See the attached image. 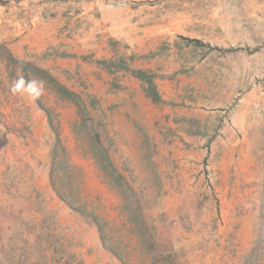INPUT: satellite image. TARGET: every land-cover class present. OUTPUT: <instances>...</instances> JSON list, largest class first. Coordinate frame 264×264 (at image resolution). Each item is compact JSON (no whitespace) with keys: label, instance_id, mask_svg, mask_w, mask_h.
Returning a JSON list of instances; mask_svg holds the SVG:
<instances>
[{"label":"rangeland","instance_id":"1","mask_svg":"<svg viewBox=\"0 0 264 264\" xmlns=\"http://www.w3.org/2000/svg\"><path fill=\"white\" fill-rule=\"evenodd\" d=\"M0 264H264V0H0Z\"/></svg>","mask_w":264,"mask_h":264},{"label":"trees","instance_id":"2","mask_svg":"<svg viewBox=\"0 0 264 264\" xmlns=\"http://www.w3.org/2000/svg\"><path fill=\"white\" fill-rule=\"evenodd\" d=\"M196 41H198V40H196ZM141 76L144 77L145 75L141 74ZM149 91L151 92V94L153 96V99L155 101H158L160 99V96H159V93H158V91L156 89V86L154 85V83L152 81H151V84L149 86Z\"/></svg>","mask_w":264,"mask_h":264}]
</instances>
